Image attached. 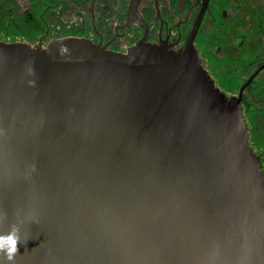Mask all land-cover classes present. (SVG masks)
<instances>
[{
    "label": "water",
    "instance_id": "obj_1",
    "mask_svg": "<svg viewBox=\"0 0 264 264\" xmlns=\"http://www.w3.org/2000/svg\"><path fill=\"white\" fill-rule=\"evenodd\" d=\"M49 50L0 43V264H264L249 82L227 96L193 45Z\"/></svg>",
    "mask_w": 264,
    "mask_h": 264
},
{
    "label": "flooded vegetation",
    "instance_id": "obj_2",
    "mask_svg": "<svg viewBox=\"0 0 264 264\" xmlns=\"http://www.w3.org/2000/svg\"><path fill=\"white\" fill-rule=\"evenodd\" d=\"M67 39L116 54L140 44L174 53L193 45L227 96L249 82L244 114L250 98L264 93V3L254 0H0V43L50 55L51 45Z\"/></svg>",
    "mask_w": 264,
    "mask_h": 264
},
{
    "label": "rangeland",
    "instance_id": "obj_3",
    "mask_svg": "<svg viewBox=\"0 0 264 264\" xmlns=\"http://www.w3.org/2000/svg\"><path fill=\"white\" fill-rule=\"evenodd\" d=\"M254 1L260 5L264 3V0ZM248 102L250 103L251 108L246 112L245 117H247L246 121L249 125L251 140H253V143L250 145L255 149L254 151L256 153L258 152L261 154L264 153V93H258L255 99L250 98ZM253 137H256L257 143L255 142L256 139Z\"/></svg>",
    "mask_w": 264,
    "mask_h": 264
},
{
    "label": "clouds",
    "instance_id": "obj_4",
    "mask_svg": "<svg viewBox=\"0 0 264 264\" xmlns=\"http://www.w3.org/2000/svg\"><path fill=\"white\" fill-rule=\"evenodd\" d=\"M17 229L13 227V230L5 236H0V251H4L9 261L14 260V254L18 251L17 243L18 237L16 236ZM8 242V247L5 249L4 243Z\"/></svg>",
    "mask_w": 264,
    "mask_h": 264
},
{
    "label": "trees",
    "instance_id": "obj_5",
    "mask_svg": "<svg viewBox=\"0 0 264 264\" xmlns=\"http://www.w3.org/2000/svg\"><path fill=\"white\" fill-rule=\"evenodd\" d=\"M260 155L262 156L263 159L262 168L264 169V153H261Z\"/></svg>",
    "mask_w": 264,
    "mask_h": 264
},
{
    "label": "crops",
    "instance_id": "obj_6",
    "mask_svg": "<svg viewBox=\"0 0 264 264\" xmlns=\"http://www.w3.org/2000/svg\"><path fill=\"white\" fill-rule=\"evenodd\" d=\"M251 110H253V109H251ZM255 122H256V120H255ZM255 124H256V123H255ZM255 124H254V125H255ZM253 138L256 139V137H253ZM255 142L257 143V139L255 140Z\"/></svg>",
    "mask_w": 264,
    "mask_h": 264
}]
</instances>
